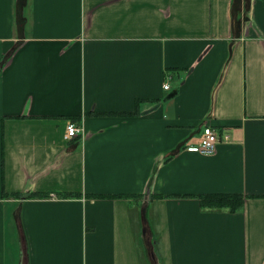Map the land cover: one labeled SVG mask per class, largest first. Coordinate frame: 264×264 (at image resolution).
<instances>
[{
	"label": "crops",
	"instance_id": "0c3cea01",
	"mask_svg": "<svg viewBox=\"0 0 264 264\" xmlns=\"http://www.w3.org/2000/svg\"><path fill=\"white\" fill-rule=\"evenodd\" d=\"M143 208L160 264H264V0H0V264H152Z\"/></svg>",
	"mask_w": 264,
	"mask_h": 264
},
{
	"label": "trees",
	"instance_id": "16d2710c",
	"mask_svg": "<svg viewBox=\"0 0 264 264\" xmlns=\"http://www.w3.org/2000/svg\"><path fill=\"white\" fill-rule=\"evenodd\" d=\"M19 5L23 7L26 5L27 0H18ZM145 99L138 98L136 100V110L128 111L123 113L124 116H131L140 112V104ZM9 195V194H8ZM20 194H14V196H18ZM47 193H39L32 192L28 194V197H44ZM64 196H71L72 193H64ZM125 194H99L96 197H122ZM202 206L204 207H212V208H222L228 207L231 211H238L242 208L244 204V195L241 193H224V192H215V193H205L199 195Z\"/></svg>",
	"mask_w": 264,
	"mask_h": 264
},
{
	"label": "built area",
	"instance_id": "2783aa9c",
	"mask_svg": "<svg viewBox=\"0 0 264 264\" xmlns=\"http://www.w3.org/2000/svg\"><path fill=\"white\" fill-rule=\"evenodd\" d=\"M171 76L172 74L169 73L168 79H170ZM164 87L168 89L170 87L169 82H167L164 85ZM66 130H67L66 137L68 139H73V138L78 137L81 134V132H83L84 128L82 124H78L74 121H70L67 124ZM224 139L228 141L230 140V136L226 134L224 136ZM219 141H220L219 130L210 124H206L203 129V134H202L200 143L197 145L191 146L190 149L195 150L202 154L211 155L217 151Z\"/></svg>",
	"mask_w": 264,
	"mask_h": 264
},
{
	"label": "water",
	"instance_id": "95a60500",
	"mask_svg": "<svg viewBox=\"0 0 264 264\" xmlns=\"http://www.w3.org/2000/svg\"><path fill=\"white\" fill-rule=\"evenodd\" d=\"M142 225H143V235L148 251V255L150 257L152 264H160L158 255L155 249V243L153 241L152 231L150 228V224L148 218L146 216V210L143 208L142 210Z\"/></svg>",
	"mask_w": 264,
	"mask_h": 264
}]
</instances>
